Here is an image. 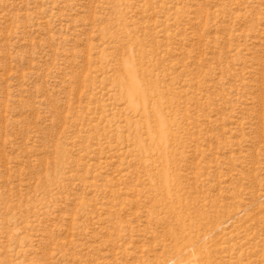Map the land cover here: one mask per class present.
<instances>
[{"label": "rangeland", "instance_id": "obj_1", "mask_svg": "<svg viewBox=\"0 0 264 264\" xmlns=\"http://www.w3.org/2000/svg\"><path fill=\"white\" fill-rule=\"evenodd\" d=\"M0 264H264V0H0Z\"/></svg>", "mask_w": 264, "mask_h": 264}, {"label": "bare ground", "instance_id": "obj_2", "mask_svg": "<svg viewBox=\"0 0 264 264\" xmlns=\"http://www.w3.org/2000/svg\"><path fill=\"white\" fill-rule=\"evenodd\" d=\"M175 193V192H174ZM164 196V195H163ZM196 246V245H195ZM192 250V249H191ZM194 253V252H193ZM195 256V255H194Z\"/></svg>", "mask_w": 264, "mask_h": 264}]
</instances>
